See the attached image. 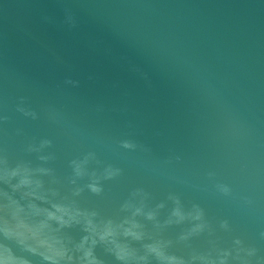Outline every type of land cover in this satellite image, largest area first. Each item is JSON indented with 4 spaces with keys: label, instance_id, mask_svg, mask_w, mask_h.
Masks as SVG:
<instances>
[{
    "label": "water",
    "instance_id": "95a60500",
    "mask_svg": "<svg viewBox=\"0 0 264 264\" xmlns=\"http://www.w3.org/2000/svg\"><path fill=\"white\" fill-rule=\"evenodd\" d=\"M21 98L40 113L38 120L16 110ZM46 106L61 111L88 138L69 137L50 123ZM4 116L0 158L6 154L13 165L25 161L53 169L57 182L45 176V187L96 211L97 221L119 224L127 215L121 205L143 188L149 207L165 204L157 217L160 228L136 218L147 234L144 242L151 236L171 241L169 251L186 259L216 257L226 249L232 251L228 264H244L235 252L239 239L257 249L247 264H264V0H0ZM43 138L53 142L41 153L54 155L46 163L26 151ZM122 139L151 152L123 153ZM88 151L99 161L90 170L112 164L124 172L104 181L100 195L85 189L73 197L70 162ZM177 155L181 160L163 174L135 163L146 159L158 167ZM220 184L231 194L218 191ZM4 190L11 191L0 182V264H80L77 254L64 260L68 240L78 243L86 235L80 225L62 229L65 213L53 209L42 192L16 194L15 220L5 211ZM169 193L185 211L203 209V233L181 241L192 222L164 224L174 207ZM16 221L31 251L5 235L6 225ZM224 221L228 230L221 227ZM96 253L104 264H117L101 248Z\"/></svg>",
    "mask_w": 264,
    "mask_h": 264
},
{
    "label": "clouds",
    "instance_id": "9594fccd",
    "mask_svg": "<svg viewBox=\"0 0 264 264\" xmlns=\"http://www.w3.org/2000/svg\"><path fill=\"white\" fill-rule=\"evenodd\" d=\"M67 83L76 84L73 81H67ZM16 110L26 118L32 120L40 118V113L25 105L24 98H21ZM43 112L50 123L63 129L69 137L88 138V133L84 129L68 121L64 114L55 107L46 106ZM0 119L7 121L8 117L4 116ZM95 139L97 143L103 142L99 137ZM52 143V140L43 138L38 143H29L26 151L40 154L38 159L46 163L54 159V155L52 153L47 155L41 153L46 149H50ZM118 147L123 150V153L151 152L148 146L139 144L131 139L120 140ZM180 160L181 157L177 155L159 162L158 167H152L150 161L146 159L136 160L135 163L150 172L163 174L167 166L171 165L173 161L179 162ZM94 161L99 163L96 153L88 151L80 158L73 159L70 162L72 169L70 184L75 186L71 192L73 197L79 196L85 189L95 195H100L103 192L104 181L114 180L123 175L124 170L112 164L103 166L99 172L90 170V164ZM45 176L52 177V184L57 182L53 169L49 167H33L30 162L25 161H18L13 165L9 162L6 154L0 158V182L7 186L8 189H11V191L4 190L6 201L4 208L15 220L11 205L14 198H17L16 194L19 193L20 198H23L31 196L34 192H42L52 202L53 209L65 213L59 221L62 229L80 225L86 233L78 243H73L71 239L68 240L65 245L64 260L71 261L73 254H77L80 264H104L103 258L96 253L98 247L103 250L105 255L113 257L117 264H152L153 260H155L156 264H196L197 261L200 264H228V259L232 256V251L219 249L216 257H212L211 253H208L193 254L186 259L169 251L171 241L151 236L148 237L149 242H144L147 234L144 231V226L136 218L143 216L145 219L155 222L156 228H160L162 226L157 217L159 209L164 208L165 204L162 202L154 208L149 207L147 202L150 199V194L143 188L133 190L129 198L123 202L120 211L127 213V215L117 224L111 219L97 221L98 213L96 211L82 210L77 206L74 199H69L67 196L60 197L58 189L53 187L46 188L43 180ZM85 179H87V183L82 186L78 184L79 181ZM217 189L225 196L231 194V189L228 185H217ZM57 197H60V199L56 200L55 198ZM167 199L173 203L174 207L168 219L164 222L165 225L183 224L186 221L192 222V227L180 235L179 239L181 241H188L205 231L208 225L204 221L203 209L198 205H193L191 210L185 211L180 198L174 193H169ZM129 224H131V227H125V225ZM221 227L225 230L229 229L226 221L221 223ZM5 235L12 237L21 247L31 251L19 234L17 221L13 227L6 225ZM261 237L264 238V233H261ZM137 243L140 244V247L135 246ZM235 244L240 246L235 249L236 256L242 259L244 264H247L250 258L256 257V248L244 247L239 239L235 241ZM241 253H243V256H241ZM21 264H27V262L22 261Z\"/></svg>",
    "mask_w": 264,
    "mask_h": 264
}]
</instances>
